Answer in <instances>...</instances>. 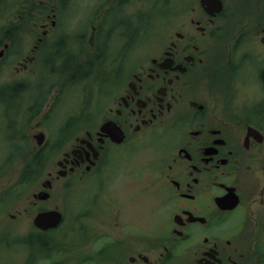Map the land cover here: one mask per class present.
<instances>
[{"label":"flooded vegetation","instance_id":"flooded-vegetation-1","mask_svg":"<svg viewBox=\"0 0 264 264\" xmlns=\"http://www.w3.org/2000/svg\"><path fill=\"white\" fill-rule=\"evenodd\" d=\"M127 1H100L106 33H95L94 25L87 33L89 44L99 42L97 63L114 34L121 40L133 32L118 18ZM220 1L219 11L204 8L200 0L178 2L173 11L170 1L160 6L161 20L173 26L150 52L134 57L127 51L111 62L89 91V113L68 119L66 132L53 144L39 131L44 141L37 149L66 150L53 169L45 163L25 193L14 200L0 195L7 203L0 243L12 255L19 253L22 262L14 264H64L65 259L66 264H264V0L257 2L258 17L235 20L229 38L225 26L231 14ZM61 5L0 0V21L11 20L0 25V71L15 79L33 74L48 40L69 56L66 43L83 38L78 33L70 39L59 30ZM140 21L148 30L152 17ZM85 74L66 86L73 88ZM6 85L11 104L26 94L29 83ZM29 99L38 107V96ZM95 111L98 116L91 119ZM114 130L120 142L111 139ZM140 153L144 165L134 169L124 161L138 160ZM119 171L127 181L149 176L142 210L130 209L131 197L117 198ZM19 182L14 179L5 190ZM60 185L67 193L63 204L55 196ZM16 204L22 209L11 213ZM52 211L61 214L58 225H34L38 214ZM24 219L30 230L20 237L5 227ZM37 253L45 257L37 260Z\"/></svg>","mask_w":264,"mask_h":264},{"label":"rangeland","instance_id":"rangeland-1","mask_svg":"<svg viewBox=\"0 0 264 264\" xmlns=\"http://www.w3.org/2000/svg\"><path fill=\"white\" fill-rule=\"evenodd\" d=\"M59 1L62 4L60 16L58 17L59 30L61 29L63 34L70 35V39H76L74 36L78 33L79 35L81 34V38H83L76 41L70 40L66 43V49L72 51L69 53V57L78 58V60L82 61L85 56L98 51L97 48L99 42H91V45L88 41L87 33L90 32L91 26L94 25L96 28L95 33H106L103 28L105 21L102 22L103 13L99 10L101 0H69V3H67L68 0ZM128 1L122 5L118 18L130 24L129 30L133 31L132 34L126 35L125 39L122 37L121 40H116L117 36L114 34L116 41L113 40L111 42L104 43V45L106 44L105 48L108 47V51L106 49V52L103 55L104 59L101 64L97 63L95 65V62H93L91 64V69L84 75L86 77L78 80L76 84H74L73 88L70 89L71 85L69 87L66 86V83H69L70 79L67 75L60 72V67L67 56H62L61 54V58L54 56L59 51L56 50L57 48H53L51 46L52 44L49 40L46 41L43 50L40 51L42 62L37 63L39 69L36 68L33 74L26 75V78L21 75L20 79H15L11 73L9 74V72H7V70L0 71V195H4L6 192L5 188L8 187L14 179L19 177L24 163L27 161L31 153L37 149V146L32 138L34 134L39 131H44L47 135V142L53 144L56 135H58L59 128L64 127L68 119L73 116H83L86 113H89L87 111L89 108V91L92 87H94L95 83L99 82L104 76V73L108 70L111 62H114L116 58L127 51H129L131 55H134V57L150 52L151 44L156 45L159 36L166 33L165 31L173 26L168 22L169 19L161 20L163 15L160 14L162 13L160 11V6L163 4L165 6L171 3L172 5L170 8L173 11L179 8L177 5L178 2L190 4L198 2V0H134V4L132 5ZM224 1L227 7L226 13L231 14V19L226 22L225 26L227 38L232 35V31L235 29V20L259 16L260 6L257 4L259 0ZM152 5H154L153 9H151ZM15 11V8H11L10 14L12 15ZM14 15L15 16L12 17L13 20H15V17L18 16V14L16 15L14 13ZM96 15H100L98 20L95 18ZM141 17L147 21L150 17H152L148 30L145 28L146 24L143 25L142 21H140ZM131 18L134 19V22L132 23L129 22ZM106 20L107 23L111 24V17ZM10 21V19L0 21L1 28L3 27V24L9 23ZM100 24L103 25L100 26ZM110 30L111 27L109 28L108 33H111ZM55 31L56 30L53 32ZM144 33H146V35ZM100 43L102 44V42ZM19 80L28 81L29 85L25 95L21 94L17 97H13L16 100H12L16 106V108H13L14 104L7 103L6 99L9 98L5 97L4 89H6V84L14 83ZM31 96H36V98L37 96L39 97L38 107H35L32 104L33 102H30L29 98ZM93 116H98L96 111L92 114V116H90L91 119L94 118ZM81 124L82 123L74 126L75 131L79 130V126ZM65 138L66 140L64 139V142L62 140L58 144L60 148L61 146H65L69 135ZM14 149H19V152L15 156L10 157L9 154L12 153ZM65 150L66 149H59L57 153H55L54 150L48 154L46 160L48 162L47 166L53 169L56 159L59 158L61 153ZM141 155L142 153H140L139 158H137L138 160L132 159L131 161H124L127 162L129 166H133L135 169L139 165H144L143 160L145 159L142 158ZM122 173L124 172L119 171V174L114 177V180L116 181L115 186L117 187V198L126 201L131 197V202L133 204L128 201L131 204L130 209L135 210L138 208V210H142L143 201L147 199V195L143 192V189L148 183L147 180L149 179V176L144 175L139 177L138 180L127 181L123 178ZM134 179L137 178L134 176ZM61 189L62 185H60L59 190L55 192V196L58 203L62 202L63 204V194L66 192L61 191ZM80 191L81 193L79 195L81 196L79 199H83V194H85V192H82V190ZM6 204L7 203L0 202V219L3 216L2 209ZM18 209H22L19 204L13 205L9 208L11 213H15ZM65 213L67 214L66 211ZM5 224V227H10L16 232L14 233L16 234V237H20L30 230L27 228L29 224L27 219H24L23 222L19 223L11 222L10 224ZM66 226L67 220L65 228ZM17 246L19 245H13L10 246V248L16 249L15 247ZM21 248V252H29V249L24 247ZM21 248L17 247V249ZM13 255H17L16 259ZM13 255L12 251L10 249L6 250L5 246L1 242L0 264H14L15 261L16 263L22 262L19 253H15ZM34 257L37 258V260H40L45 256H40L39 253H37L34 254ZM23 259H25L24 256ZM27 261L28 260H26V262ZM63 261L64 264L67 263L66 259ZM38 264L48 263L47 261L40 260Z\"/></svg>","mask_w":264,"mask_h":264},{"label":"trees","instance_id":"trees-1","mask_svg":"<svg viewBox=\"0 0 264 264\" xmlns=\"http://www.w3.org/2000/svg\"><path fill=\"white\" fill-rule=\"evenodd\" d=\"M97 49L98 51H96L93 54L91 53L90 55L85 56V58L82 61L78 60V58H70L69 56H67L65 58V61H63L60 67L61 73L67 75V77L70 79V82L74 77L78 76V74L87 73L91 69V64L95 62V65H96L97 60L100 57L99 50L101 51V49L99 46ZM60 54L66 56L64 53H62V51H60V53L54 56H58V58H61ZM9 93H10L9 91L6 92L4 90L5 97H8ZM10 102L12 101L10 100ZM12 104H14V102H12ZM67 125H68V122H66L64 127L59 128L58 135L60 134L62 135L63 133L66 132ZM52 150L54 151L56 149H35L34 152L31 153V155L29 156L27 161L24 163L20 171L18 178L21 180V182L17 183L16 185H12L10 189L5 192L10 196L11 200H14V198L17 195L25 193L26 192L25 189L30 186V183H32L30 180H34L40 176V173L43 171V166L47 162L46 161L47 156L48 154L52 152ZM18 152H19V149H14V151L10 153L9 156L13 157L16 154H18Z\"/></svg>","mask_w":264,"mask_h":264},{"label":"water","instance_id":"water-1","mask_svg":"<svg viewBox=\"0 0 264 264\" xmlns=\"http://www.w3.org/2000/svg\"><path fill=\"white\" fill-rule=\"evenodd\" d=\"M200 4L205 8H212L216 11H219L221 9V1L220 0H200ZM111 139L114 142H120L122 139V136L118 135L117 131L114 130L111 133ZM33 139L35 140L36 145L39 147L43 141H44V134L43 133H37L34 135ZM44 193V192H42ZM61 220V214L56 211L52 212H45L38 214L34 219V225L40 229H46L49 227H55L58 225V223Z\"/></svg>","mask_w":264,"mask_h":264},{"label":"bare ground","instance_id":"bare-ground-1","mask_svg":"<svg viewBox=\"0 0 264 264\" xmlns=\"http://www.w3.org/2000/svg\"><path fill=\"white\" fill-rule=\"evenodd\" d=\"M4 168V167H3ZM0 170H1V167H0Z\"/></svg>","mask_w":264,"mask_h":264}]
</instances>
